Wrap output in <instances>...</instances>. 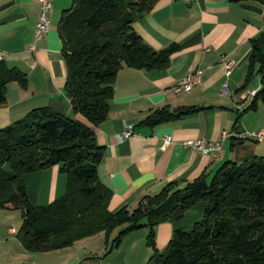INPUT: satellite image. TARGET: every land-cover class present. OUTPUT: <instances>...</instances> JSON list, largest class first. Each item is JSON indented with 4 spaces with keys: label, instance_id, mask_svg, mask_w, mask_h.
Wrapping results in <instances>:
<instances>
[{
    "label": "crops",
    "instance_id": "crops-1",
    "mask_svg": "<svg viewBox=\"0 0 264 264\" xmlns=\"http://www.w3.org/2000/svg\"><path fill=\"white\" fill-rule=\"evenodd\" d=\"M70 4L71 0H51L48 30L34 40L38 1L0 0V60L26 76L24 87L13 81L7 83L5 101L0 105V128L39 106H50L85 121L71 112L63 93L65 67L56 24L61 11ZM263 6L264 0H157L132 23L152 49L170 42L178 49L164 68L121 67L112 84L105 118L91 125L96 143L102 146L96 174L110 191L106 205L109 211L122 205L132 207L140 196L157 192L168 181H189L202 172L208 177L225 161L264 156V143L246 136L264 128V102L257 101L253 110L242 112L250 101V92L259 87L258 75H251L245 87L236 90L246 72L248 40L264 30ZM226 61L232 63L228 75L224 74ZM196 67L201 69L199 83L187 92H173L171 87ZM161 106L207 107L152 126L138 123ZM125 130L131 134L119 140ZM224 134L214 154L182 146L186 139L212 142ZM164 135L170 136L169 141L162 139ZM23 179L33 204L47 203L64 188V176L57 165L26 173ZM201 208L198 201L180 219L157 224L155 247H163L172 227L198 219ZM19 223L18 209L0 208V264H145L149 254L144 228L124 234L107 252L102 232L61 248L29 251L16 237ZM116 230L107 234V240Z\"/></svg>",
    "mask_w": 264,
    "mask_h": 264
},
{
    "label": "trees",
    "instance_id": "trees-1",
    "mask_svg": "<svg viewBox=\"0 0 264 264\" xmlns=\"http://www.w3.org/2000/svg\"><path fill=\"white\" fill-rule=\"evenodd\" d=\"M156 1L71 0L61 11L56 32L65 67L63 93L71 112L85 121L39 106L0 128V208L19 210L16 237L29 251L61 248L102 232L107 252L124 234L144 228L149 249L145 264H264V156L225 161L208 177L202 172L189 181H168L157 192L140 196L130 208L106 207L110 191L96 174L102 146L91 125L105 118L121 67L164 68L178 49L174 42L152 49L132 27ZM248 43L246 72L236 90H242L253 74L259 77V87L242 112L264 102V30ZM11 81L24 87L25 73L0 60V105ZM206 107L161 106L138 123L152 126ZM51 165L64 176L63 191L47 203L33 204L23 176ZM198 201L200 217L172 227L164 246L157 249V223L180 219Z\"/></svg>",
    "mask_w": 264,
    "mask_h": 264
},
{
    "label": "built area",
    "instance_id": "built-area-1",
    "mask_svg": "<svg viewBox=\"0 0 264 264\" xmlns=\"http://www.w3.org/2000/svg\"><path fill=\"white\" fill-rule=\"evenodd\" d=\"M39 3V11L37 15V19L34 25L33 30V39L36 40L40 38L46 31L48 30V18L47 13L51 8V0H37ZM261 15L264 19V6L261 10ZM31 48H33L31 46ZM224 74L228 75L232 68L231 61L224 62ZM201 76V69L200 68H193L192 70L188 71L182 78H180L172 87V91H189L194 85L199 83ZM224 87V85H223ZM131 134L130 130H125L122 132L121 135L118 136L120 140L122 137H126ZM246 136L251 137L255 141L263 142L264 143V128H259L255 131H250L246 133ZM224 135L219 140L215 141H207L203 139H186L182 142V146L186 148H191L194 150H198L204 154H214L220 149L221 141L223 140ZM163 140L169 141L170 136L164 135Z\"/></svg>",
    "mask_w": 264,
    "mask_h": 264
},
{
    "label": "rangeland",
    "instance_id": "rangeland-1",
    "mask_svg": "<svg viewBox=\"0 0 264 264\" xmlns=\"http://www.w3.org/2000/svg\"><path fill=\"white\" fill-rule=\"evenodd\" d=\"M252 92H253V91L250 92V95H251ZM224 135H225V134H224ZM52 198H53V196H52L50 199H52ZM50 199H49V200H50ZM49 200H47V202H48ZM190 208H191V207H189L188 209H190ZM191 223H192V222L190 221V222L187 223V225H189V224H191ZM157 224H159V223H157ZM156 226H157V225H156ZM185 226H186V225H185ZM163 246H164V245H163ZM161 248H162V247H161ZM161 248H160V249H161Z\"/></svg>",
    "mask_w": 264,
    "mask_h": 264
},
{
    "label": "bare ground",
    "instance_id": "bare-ground-1",
    "mask_svg": "<svg viewBox=\"0 0 264 264\" xmlns=\"http://www.w3.org/2000/svg\"><path fill=\"white\" fill-rule=\"evenodd\" d=\"M173 92H179V91H173ZM252 93H253V92H252ZM252 93H251V94H252ZM248 94H249V93H248ZM250 96H251V95H250ZM224 137H225V135H224Z\"/></svg>",
    "mask_w": 264,
    "mask_h": 264
}]
</instances>
